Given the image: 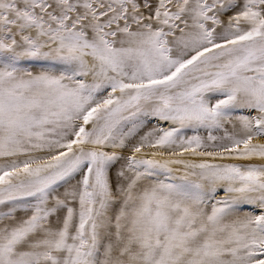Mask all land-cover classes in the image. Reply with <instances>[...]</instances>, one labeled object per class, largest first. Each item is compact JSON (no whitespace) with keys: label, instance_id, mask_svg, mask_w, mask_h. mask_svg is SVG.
<instances>
[{"label":"snow or ice","instance_id":"obj_1","mask_svg":"<svg viewBox=\"0 0 264 264\" xmlns=\"http://www.w3.org/2000/svg\"><path fill=\"white\" fill-rule=\"evenodd\" d=\"M0 264H264V0H0Z\"/></svg>","mask_w":264,"mask_h":264}]
</instances>
